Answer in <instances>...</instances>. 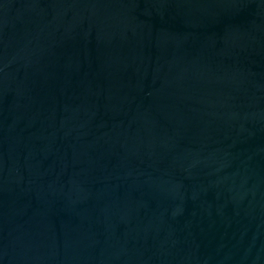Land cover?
<instances>
[{"label": "water", "instance_id": "water-1", "mask_svg": "<svg viewBox=\"0 0 264 264\" xmlns=\"http://www.w3.org/2000/svg\"><path fill=\"white\" fill-rule=\"evenodd\" d=\"M0 264H264V0H0Z\"/></svg>", "mask_w": 264, "mask_h": 264}]
</instances>
